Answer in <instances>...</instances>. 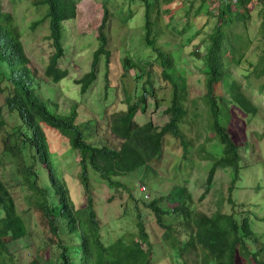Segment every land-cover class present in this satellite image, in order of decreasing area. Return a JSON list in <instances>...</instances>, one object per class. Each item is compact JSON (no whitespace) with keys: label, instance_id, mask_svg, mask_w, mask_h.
<instances>
[{"label":"trees","instance_id":"1","mask_svg":"<svg viewBox=\"0 0 264 264\" xmlns=\"http://www.w3.org/2000/svg\"><path fill=\"white\" fill-rule=\"evenodd\" d=\"M26 1L44 11V21L33 28L40 25L47 29V40L54 52L43 74L33 69L13 16L3 12L0 0V92L5 95L3 105L12 116L8 120L0 106V161L3 162L4 157L17 165V173L13 174L17 187L31 189L32 197L23 195L40 210L50 231L49 239L57 245L55 259L36 258L29 264H158L156 252L167 251L166 248L177 253L184 264L185 257L190 254L197 255V264H236L237 256L244 264H264V235L259 233V224L264 221L254 220L251 212H244V209L241 213L232 211L236 209L235 196L248 185L246 180L254 165L260 163L251 142H235L232 122L234 111L249 120L260 113L250 95L254 91H264L263 84L256 87V83L264 78V0H217L216 14L208 13L210 22L207 20L196 31L195 38L199 39L200 45L191 51L206 91L199 118L205 117L206 127L220 150L219 158L214 160L208 172L206 191L211 190L219 170L231 171L229 197L226 200L222 194L216 212L208 215L197 210L194 199L184 187L183 199L176 208L160 205L161 199L147 205L155 216L158 234L153 229L151 234L154 236H150L136 206L137 233L112 242L101 234L92 207L89 173L118 189L124 187L121 179L161 161L167 137L184 149L186 143H194V139L188 138L179 127L180 122L181 125L186 123L191 132V127L198 126V115L193 114L194 119L190 120L187 74L178 67V61L169 54L166 46L159 44L167 34H184L188 23L181 27L176 23L175 12L168 8L163 10L174 0H99L104 10L99 48L90 73L77 82L80 93L87 94L98 80L103 58L107 73L115 66L116 54L108 49L106 36L113 22L123 29L141 31L142 35L129 37L127 42L141 51L126 56L122 62L126 77L130 72L134 73V82L124 77L115 87V94L122 106L126 105L125 109L117 110V103H114L98 122L77 108L69 113L60 111L49 96L54 93L52 85L67 75L56 66L68 47L70 30L67 26L76 19L77 6L84 0ZM177 1L183 2L185 7L182 18L185 22L191 17L198 19L203 12L207 14L209 0ZM196 1L200 6L194 9ZM255 25L256 30L253 29ZM256 42L261 47L258 61L250 55ZM201 45L204 46L202 54ZM156 76L162 87H169V100L167 96L157 99L153 86ZM106 77L109 88L112 82L108 74ZM150 101L155 110L161 106L159 102H170L163 111L170 120L161 128L151 121L139 125L134 120L139 112L141 115L147 113ZM98 123L102 125L103 133L94 138L92 127L100 132ZM111 133L121 142L117 151L107 144L106 139ZM73 152L79 157L77 179L89 196L90 205L84 210L77 209L71 201L66 178H62L63 173L58 169V156ZM12 189V185L0 176V264H22L13 245L29 236L24 214L19 210ZM255 190L258 193L264 191L263 171L259 172ZM167 262L171 264V260Z\"/></svg>","mask_w":264,"mask_h":264},{"label":"rangeland","instance_id":"2","mask_svg":"<svg viewBox=\"0 0 264 264\" xmlns=\"http://www.w3.org/2000/svg\"><path fill=\"white\" fill-rule=\"evenodd\" d=\"M189 1L193 2V0ZM216 1H207V14L203 12L198 19L191 17L187 22L182 19L185 14V7L182 6L183 2L174 0L163 7V10L168 8L175 12L176 23H179L180 26L188 23L184 34L181 36L167 34L159 41V44L166 46L169 54L172 55L174 60L178 61V67L185 70L187 74L186 83L191 104L189 109L190 120L194 119L193 114L198 115V126L197 128L190 126L191 132L186 123L181 125L180 122L179 127L188 138L194 139V143H186V149H184L181 145L176 144L171 137H167L166 148L163 150L161 161L121 179L124 187L118 189H114L108 183L103 182L98 175L92 172L89 173L92 207L97 214L101 234L111 242L117 241L120 237L137 233L134 209L136 206L141 216V222L150 233V236H154L151 234L153 229L158 234L155 216L151 210L147 209V205L155 199H161L162 204L160 205H165L166 208L171 209L176 208L183 199L182 188L184 187L194 199L197 210L208 215L216 212L222 194H225L226 200L229 197L228 190L232 181L231 171L219 170L216 173L211 190L206 191L208 172L212 163L215 162L214 160L219 158L220 150L215 140L212 139L210 130L206 127L205 117L199 118L201 116L202 97L206 91L204 79L195 68L198 63L191 56V51L197 47V44L200 45L199 39L195 38L196 31L206 24L210 11L212 16L216 14L219 7ZM2 6L4 13L13 16V21L22 35V43L27 58L31 60V67L43 74L54 49L47 40V29L40 25L38 28H33V26L42 20L44 21V11L42 9L37 10L31 5V2L26 0H2ZM186 6L189 5L186 4ZM198 6H200V3L196 1L194 9ZM256 17L257 14H255ZM103 18L104 10L99 0H84L78 4L76 19L67 26L70 33L67 36L68 47L65 56L56 66L57 69L66 71L67 75L58 84L52 85L54 93L49 95L57 103L60 111L69 113L72 109L77 108L87 115H92L98 122L103 119V116L108 113L110 106L114 103H117V110L125 109L126 105L122 106L121 100L119 101L115 94V87L120 85L121 80L127 75L123 72V59L128 55L139 54L141 51L133 47L130 44L131 42H127L129 37L142 35L141 31L135 32L134 30L123 29L118 23H112L110 30L106 31V36L109 42L108 49L116 54L115 66L107 73L106 59L103 58L100 63L98 80L90 87L88 93L83 95L79 91L80 86L77 85V82L85 78L92 69L94 55L99 48V33L103 25ZM253 29H257L256 25ZM259 44V42H256L251 50L250 55L254 61H258L257 55L261 51ZM199 48L202 54L204 46L201 45ZM107 74L110 82H112L109 88H107ZM133 76L134 73L130 72L125 80L134 82ZM158 82L159 78L156 76L153 86L157 99L167 96L169 100L171 93L169 87H162ZM261 84L264 85V78L256 83V87L258 88ZM131 86L134 87L135 83H131ZM4 96V93L0 92V106L3 107L4 116L11 120L12 116L9 115L6 106L3 105ZM250 97L260 108L259 116L249 120L234 111L233 139L237 144L245 141L251 142L256 149V157H258L260 163L254 165L251 176L246 180L248 185L235 196L236 206L234 208L236 209L232 211L241 213L244 209V212H251L255 217L254 220L264 221V191L258 193L255 190L259 172H264V91L260 93L254 91ZM159 103L161 106L155 110L152 101H150L147 113L141 115L139 112L134 118L135 122L143 125L151 121L158 128L169 122L170 119L163 115L165 114L163 111L167 110L170 102ZM97 127H99L100 132L97 131V128L92 127L94 138L101 137V133H103L102 125L98 123ZM113 135H110L106 140L109 147L117 151L120 149L121 142ZM88 137H90L89 134ZM243 160L246 162L245 155H243ZM78 161L79 157L76 152H73V154H60L57 159L58 169L63 173L62 178H66L71 201L75 203L77 209L84 210L90 204L84 186L80 185L77 179L79 173ZM16 173L17 165H12L9 159L3 157V162L0 161V176L12 185L13 193L18 199L19 210L23 212L29 230V236L15 243L13 248L21 257L22 264H29L30 261L36 258L41 260L55 259L57 245L49 239L50 231L44 224V217L40 210L27 202L23 195H31V189L23 185V189L17 187L18 183L13 176ZM259 233L264 235V223L259 224ZM159 235H161V232H159ZM166 250L163 252L157 250L156 252L155 249V260L158 264H165L168 259L171 260V264H184L178 258L177 253L167 248ZM185 260L186 264H197L198 258L196 254H190L185 257ZM167 264L169 263L167 262ZM236 264H244L239 256H237Z\"/></svg>","mask_w":264,"mask_h":264}]
</instances>
